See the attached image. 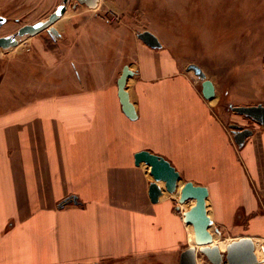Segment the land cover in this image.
I'll use <instances>...</instances> for the list:
<instances>
[{
	"label": "crops",
	"instance_id": "0c3cea01",
	"mask_svg": "<svg viewBox=\"0 0 264 264\" xmlns=\"http://www.w3.org/2000/svg\"><path fill=\"white\" fill-rule=\"evenodd\" d=\"M160 51L138 44L128 65L135 116L119 93L124 67L105 82L94 78L97 87L86 80L76 88L71 77L66 91L24 101H11L12 90H23L17 76L0 82L7 88L0 93V264H107L151 255L180 264L195 243L184 220L191 206L183 208L178 191L151 200L150 166L135 163L144 149L171 161L180 186L190 180L209 188V214L221 229L264 239V125L219 110L217 82V95L207 99L187 62ZM42 53L49 62L51 52ZM233 123L253 129L241 145Z\"/></svg>",
	"mask_w": 264,
	"mask_h": 264
},
{
	"label": "rangeland",
	"instance_id": "374dc122",
	"mask_svg": "<svg viewBox=\"0 0 264 264\" xmlns=\"http://www.w3.org/2000/svg\"><path fill=\"white\" fill-rule=\"evenodd\" d=\"M63 1L0 0V16L7 18L0 27V37L49 18ZM55 26L59 34L45 29L19 37L24 41L20 50L0 47V82L17 76L15 82L19 86L23 83V90L11 89L15 93L11 101L61 93L67 90L63 84L71 77L77 81L76 88L86 80L97 87L94 78L105 82L115 70L120 73L122 67L130 65L138 44H145L138 34L150 30L162 42L155 50H169L187 65L199 64L207 77L217 82L222 93L219 110L233 115L236 102L264 103V0H99L95 8L69 0ZM43 49L51 52L49 62ZM97 73L101 75L95 77ZM5 89L1 87L0 93ZM4 101L0 95V108ZM184 204L189 208L194 199ZM247 231L221 229L214 219L211 225L220 245ZM255 243L257 264H264V239L257 238ZM198 259L199 264H212L202 253ZM107 264L179 263L171 256L151 255L124 257Z\"/></svg>",
	"mask_w": 264,
	"mask_h": 264
},
{
	"label": "water",
	"instance_id": "95a60500",
	"mask_svg": "<svg viewBox=\"0 0 264 264\" xmlns=\"http://www.w3.org/2000/svg\"><path fill=\"white\" fill-rule=\"evenodd\" d=\"M69 0H64L57 9L45 20L22 26L17 33L0 37V47L9 48L20 43V38L25 35H36L42 30L47 29L52 34H59L55 23L65 14ZM91 8L99 5V0H79ZM6 18L0 17V26L4 24ZM146 44L153 48L162 47L159 37L150 30H144L138 34ZM188 71L194 73L203 79V94L207 99H212L217 95L216 84L213 79L207 77L203 67L197 63H190L187 66ZM132 75L129 66H124L122 74L118 79L119 93L125 111L135 116L133 105L129 99L127 90L128 78ZM232 109L240 114H244L256 122L264 125V103L253 105H234ZM235 130V140L240 145L243 144L248 136L253 133V129L244 128L240 124H231ZM145 162L150 166V173L154 181L150 183L149 195L153 202H157L161 195L167 190L170 193H176L182 181L180 171L165 156L154 153L148 149L140 150L135 154V163L140 165ZM163 181L165 189L161 187ZM209 188L206 185L196 184L193 181H184L181 186L179 196L180 204L190 199H196V203L184 211V220L186 223L194 226L195 243L187 247L180 256V264H199L198 254H204L212 264H257L259 262L256 253V243L251 236H241L226 243L223 248L215 242V237L210 230L213 219L208 210ZM76 199V198H75ZM178 207L181 208L179 205ZM89 264H102L100 262H91Z\"/></svg>",
	"mask_w": 264,
	"mask_h": 264
},
{
	"label": "bare ground",
	"instance_id": "6f19581e",
	"mask_svg": "<svg viewBox=\"0 0 264 264\" xmlns=\"http://www.w3.org/2000/svg\"><path fill=\"white\" fill-rule=\"evenodd\" d=\"M24 46V41H20V43L18 44V45H16V46H14V47H16L18 50H20L22 47ZM16 51V50H15ZM14 51V52H15ZM182 184V183H181ZM182 186V185H181ZM181 186H179V189H178V192L176 193L177 195H178V197L180 196V193H181ZM196 203V199H194V204ZM207 203H208V201H207ZM193 204V205H194ZM183 205V204H182ZM192 205V206H193ZM183 208H185V204L183 205ZM191 227L193 228V230H194V226H193V224H191ZM210 230H211V227H210ZM223 248H225V246H226V244L224 245V244H222L221 245Z\"/></svg>",
	"mask_w": 264,
	"mask_h": 264
},
{
	"label": "flooded vegetation",
	"instance_id": "af4514ba",
	"mask_svg": "<svg viewBox=\"0 0 264 264\" xmlns=\"http://www.w3.org/2000/svg\"><path fill=\"white\" fill-rule=\"evenodd\" d=\"M0 17H1V16H0ZM3 17H5V16H3ZM5 18H6V17H5ZM6 21H7V18H6ZM6 21H5V22H6ZM2 25H3V24H2ZM2 25H1V26H2ZM1 26H0V27H1ZM1 37H2V36H1Z\"/></svg>",
	"mask_w": 264,
	"mask_h": 264
}]
</instances>
